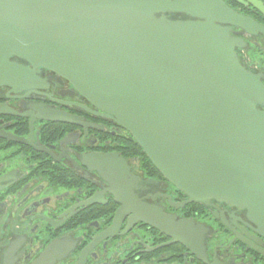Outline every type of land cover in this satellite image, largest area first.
Returning a JSON list of instances; mask_svg holds the SVG:
<instances>
[{
	"label": "water",
	"instance_id": "water-1",
	"mask_svg": "<svg viewBox=\"0 0 264 264\" xmlns=\"http://www.w3.org/2000/svg\"><path fill=\"white\" fill-rule=\"evenodd\" d=\"M223 25L264 33L221 0H0V86L27 83L36 68L57 73L126 128L189 201L264 215V84Z\"/></svg>",
	"mask_w": 264,
	"mask_h": 264
},
{
	"label": "flooded vegetation",
	"instance_id": "flooded-vegetation-1",
	"mask_svg": "<svg viewBox=\"0 0 264 264\" xmlns=\"http://www.w3.org/2000/svg\"><path fill=\"white\" fill-rule=\"evenodd\" d=\"M221 1L264 30V0ZM223 26L264 84V33ZM33 71L0 86V264H264L263 214L189 201L68 79ZM51 113L71 120L43 119Z\"/></svg>",
	"mask_w": 264,
	"mask_h": 264
},
{
	"label": "trees",
	"instance_id": "trees-1",
	"mask_svg": "<svg viewBox=\"0 0 264 264\" xmlns=\"http://www.w3.org/2000/svg\"><path fill=\"white\" fill-rule=\"evenodd\" d=\"M133 143H134V145H136L138 148H139V150L140 151H143V149L141 148V146L137 143V142H135V141H133ZM145 154V153H144ZM147 160H148V162L151 164V162H150V160L147 158ZM153 165V164H152Z\"/></svg>",
	"mask_w": 264,
	"mask_h": 264
}]
</instances>
